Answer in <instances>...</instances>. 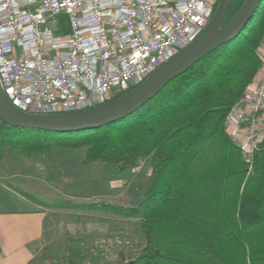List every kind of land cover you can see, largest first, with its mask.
Listing matches in <instances>:
<instances>
[{
  "label": "trees",
  "instance_id": "16d2710c",
  "mask_svg": "<svg viewBox=\"0 0 264 264\" xmlns=\"http://www.w3.org/2000/svg\"><path fill=\"white\" fill-rule=\"evenodd\" d=\"M244 1H230L221 27ZM263 38L260 0L234 39L208 52L123 118L67 132L0 120V163L10 155L47 161L59 149L80 151L75 162L81 166L122 172L149 165L135 206L96 200L52 204L6 182L44 207L102 209L139 219L143 243L134 253L121 251L114 263L103 250L83 247L81 238L71 237L63 264H264V140L248 162L224 125L262 63ZM51 258L44 245L28 264H54Z\"/></svg>",
  "mask_w": 264,
  "mask_h": 264
},
{
  "label": "built area",
  "instance_id": "2783aa9c",
  "mask_svg": "<svg viewBox=\"0 0 264 264\" xmlns=\"http://www.w3.org/2000/svg\"><path fill=\"white\" fill-rule=\"evenodd\" d=\"M220 0H0V85L31 114L80 112L139 86ZM224 125L249 162L264 140V55Z\"/></svg>",
  "mask_w": 264,
  "mask_h": 264
},
{
  "label": "rangeland",
  "instance_id": "374dc122",
  "mask_svg": "<svg viewBox=\"0 0 264 264\" xmlns=\"http://www.w3.org/2000/svg\"><path fill=\"white\" fill-rule=\"evenodd\" d=\"M79 152L55 149L47 161L10 155L0 163V177L52 204L96 200L135 206L141 201L149 173L146 162L120 172L109 166H81L75 162L81 158ZM44 230V244L54 264H63L71 237L81 238L83 247L103 250L114 263L120 260L121 251L134 253L143 243L137 217L102 209L51 208Z\"/></svg>",
  "mask_w": 264,
  "mask_h": 264
},
{
  "label": "water",
  "instance_id": "95a60500",
  "mask_svg": "<svg viewBox=\"0 0 264 264\" xmlns=\"http://www.w3.org/2000/svg\"><path fill=\"white\" fill-rule=\"evenodd\" d=\"M230 1L220 0L210 22L199 35L125 95L85 111L31 114L14 106L0 85V120L14 127L67 132L100 127L131 114L154 97L172 78L185 72L220 44L234 39L243 30L260 0H245L235 16L221 27Z\"/></svg>",
  "mask_w": 264,
  "mask_h": 264
},
{
  "label": "crops",
  "instance_id": "0c3cea01",
  "mask_svg": "<svg viewBox=\"0 0 264 264\" xmlns=\"http://www.w3.org/2000/svg\"><path fill=\"white\" fill-rule=\"evenodd\" d=\"M259 50L264 55V38ZM6 182L0 177V264H28L45 245L51 208L26 198Z\"/></svg>",
  "mask_w": 264,
  "mask_h": 264
}]
</instances>
